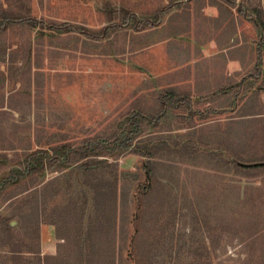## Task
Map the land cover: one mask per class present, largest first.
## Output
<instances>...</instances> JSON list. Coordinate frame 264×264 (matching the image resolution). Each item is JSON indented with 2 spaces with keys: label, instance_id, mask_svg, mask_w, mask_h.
<instances>
[{
  "label": "rangeland",
  "instance_id": "374dc122",
  "mask_svg": "<svg viewBox=\"0 0 264 264\" xmlns=\"http://www.w3.org/2000/svg\"><path fill=\"white\" fill-rule=\"evenodd\" d=\"M235 1L236 6L214 7L210 0H0L4 9L36 19L0 34V49L16 55L11 75L8 69L12 66L0 65V73L4 71L7 79L6 90L13 91L19 82L28 90L35 85L32 92L36 99L48 92L55 96L53 101H9L8 107L19 111L16 127L14 122L11 126V119L9 126H3L6 117H0V128L8 129L7 137L0 135V146L8 150L0 153L5 156L0 163V184L11 175L17 184L8 194H0V264H39L38 257L28 253L37 249L40 264H62L70 254L60 247L55 226L43 217H38L39 227L34 230L23 226L18 212L12 211L21 196L8 197L18 186L33 189L37 185L38 196L48 197L50 208L63 199V189L54 181L59 174L52 172L49 162L54 151L42 159L31 154L57 145L77 147L88 138L98 139L108 153L118 154L117 136L124 141L135 139L134 146L146 141L158 147L152 157L155 187L142 202L136 249L149 250L150 258L160 264H238L249 255L245 250L264 253V173L243 174L238 168L264 160V101H255L247 113L251 115L232 123L233 128L254 136L242 138L241 144L233 139L224 152L207 139L210 129H218L210 126V120L224 116V111L216 110L209 101L229 93L232 87L223 85L222 91L199 97L194 90L197 67L190 65L191 60L201 61L221 50L208 43L200 56L199 41L194 40L199 35L218 40L215 17L231 13L243 21V11L251 14L253 7H264V0ZM165 6L171 9L159 28L135 32L130 23L100 39L40 24L41 20L71 23L99 34L111 24L122 23L126 12L154 19L157 10ZM242 28L248 52L256 53L242 78L259 84L256 93L264 87V45H260V31L253 23ZM161 37L167 40L159 44ZM170 86L180 90L174 94L167 89ZM250 93L246 89L243 96ZM160 101L169 102L170 112L154 116ZM69 152L65 151L59 164L66 165L64 158ZM128 152L117 160L109 157V162H118L122 176L117 239L120 264H131L127 250L135 230V190L144 180L137 176L144 173L145 158ZM238 190L247 205L232 208ZM233 209H238V214L251 209L259 213L261 230L250 234L245 226L236 224L231 232H224ZM6 216L12 218V234L6 231Z\"/></svg>",
  "mask_w": 264,
  "mask_h": 264
},
{
  "label": "trees",
  "instance_id": "16d2710c",
  "mask_svg": "<svg viewBox=\"0 0 264 264\" xmlns=\"http://www.w3.org/2000/svg\"><path fill=\"white\" fill-rule=\"evenodd\" d=\"M211 4L216 6L231 5L236 6L235 0H210ZM171 9V6H165L157 10L154 19L140 18L137 14L126 12L123 22L119 24H111L104 28L101 33H93L86 28L79 27L71 23H46L40 21L42 26L55 31L69 32L73 31L79 34H85L93 39L108 37L112 31L121 29L126 25H130L135 32H143L147 29L156 28L160 25L165 13ZM251 14L243 11L242 15L248 18L260 31V45H264V7L258 5L253 7ZM36 20L33 17L22 16L12 11H4L0 9V32L8 28L25 23L27 21ZM135 139L128 137L126 141L117 136L114 141L119 150L118 154H110L103 146L102 142L96 138H88L84 143L77 147L71 144L57 145L51 147L50 150H38L31 154L32 157L42 159L43 156H49L50 151H54V155L49 157L52 172L59 175L54 179L63 189V199L56 202L52 207L48 205V197L41 198L38 196L39 188L34 186L33 189L20 187L11 191V197L21 196L17 201V205L12 211L18 212L22 225H30L34 230L39 227L38 217H43L49 225L56 228L57 238L62 241L61 248L69 252L67 262L62 264H120L117 254L118 239V223H119V200H120V179L121 173L118 162H109V157H117L123 153L136 154L145 158L142 162L144 173L139 172L137 178L139 181L144 180L135 190V199L137 202L136 213L134 216V235L131 237V243L127 250V260L131 264H160L154 262L150 258V251L147 249L137 248L134 245L139 235L138 222L140 220V211L144 197L150 196L154 191L155 177L153 169L152 157L157 152L158 147H152L151 142L139 141L137 145H133ZM66 150H70L64 158L66 165H61ZM2 164V160H0ZM244 173L262 174L264 173V160L261 162H253L250 164H242L238 167ZM32 171H29L30 175ZM11 179L4 180L0 184V194H8L14 187L16 181ZM17 180V179H16ZM47 186V184L45 185ZM10 189V190H9ZM237 196L232 197V208H240L241 205L246 206L245 196L240 195L239 190L236 191ZM40 197V199L38 198ZM60 198V197H59ZM7 199V197H6ZM254 200H251L253 202ZM250 202V201H249ZM253 202V209L255 208ZM200 207V205H199ZM233 214L235 216H233ZM10 216H6V231L10 234L13 230L11 226ZM262 220L259 213L252 212V209L244 214H238V209H233L232 216L226 218L225 225L222 230L232 231L234 225L240 227L245 226L246 232L256 234L261 229L258 225ZM232 228V229H231ZM243 230V228H242ZM35 232V231H34ZM249 245H247L248 247ZM217 253V249L214 250ZM225 252V251H224ZM249 252L245 260H238V264H264L263 251L257 249L245 250ZM35 257H38L39 264L40 252L37 250L29 251ZM243 253V252H242ZM22 254V253H19ZM245 255V253H243ZM22 256V255H20ZM158 258L157 255H154ZM52 258L47 256V259Z\"/></svg>",
  "mask_w": 264,
  "mask_h": 264
},
{
  "label": "crops",
  "instance_id": "0c3cea01",
  "mask_svg": "<svg viewBox=\"0 0 264 264\" xmlns=\"http://www.w3.org/2000/svg\"><path fill=\"white\" fill-rule=\"evenodd\" d=\"M211 5L217 7L216 5ZM0 9H3L4 11H12L22 16H27L13 10L4 9L1 5ZM230 14L231 13H227L222 16L219 15L213 19L216 23L215 27H217V30L220 32L218 34V40L214 42V40L207 35H199L200 37L194 38L195 41H199L200 47H198V51H200V56L202 50H204L205 48L208 49V43L209 45L211 44L210 47L212 48H215L219 45V49L221 50L219 52L217 51L216 53H213L212 57H203L201 61L190 59V65H192L191 68L197 67L196 86L194 90L199 97L214 95L216 91H222L223 85L233 88H230L228 91L229 93L224 94L222 97L219 98L216 96L218 99L209 101L210 103L212 102L215 105L216 110H218V108H221L224 111V116L220 117L221 119L218 120H213V118L210 120V126L214 128L218 127V129H210L207 135V139L209 142L217 144L218 148L224 149V152L226 151V149L231 148L233 139L236 140L235 142H240L239 144H241L242 142H244L241 140L242 138L254 136L252 132L248 133V131L246 130L233 128L232 123L243 120L244 116L246 115H251L247 113L253 110L251 105H253L255 101H264V87L261 88L260 92L255 93V91L259 89V84H250L248 83V80L242 78L245 77V73H247L248 71L249 61L253 60L256 55V53L253 51L248 52L249 50L246 45V30L244 31V29L242 28L243 26H246L247 28V23L250 20L244 17V20L242 21V19L233 18V15L231 14L232 16H230ZM26 23L27 22L17 24L12 27L25 25ZM250 23L252 22L250 21ZM10 28L3 32H0V34L5 33ZM165 40L167 39L161 37L158 43L160 44ZM178 57L187 58L189 56L178 55ZM15 62V53L10 52L7 49H0V65H4L3 67L6 68L12 66L10 70L8 69V74L10 75L12 72L9 71L16 69V67H14ZM198 62L200 63L198 64ZM3 72L0 73V75L2 76L0 80V117H6L3 126H9V121L11 119V126H13L14 122V127H16V116L19 111L9 108V101H37L39 99H41L40 101H53V99L55 98V96L51 95L50 92H48L47 94L41 95L40 97L37 96L36 99V96H34L32 92L33 90H35V85L34 89L31 88L28 90L21 87L22 85L19 86V82H15L16 88L13 91L8 92L6 90L7 79H5ZM242 79L244 80L243 82ZM167 89H170L169 91L173 92L174 94H177V91L180 90L178 86H170ZM246 89L247 91H251L248 97L243 96V93L246 91ZM27 90L28 93L30 92V94H28L29 96H27ZM38 90L40 92L39 87ZM169 105V102L160 101L158 112L154 116L159 117L160 115L162 116L163 114H168L170 112V109L168 108ZM188 105L192 107L190 103H188ZM148 111L149 110L147 109L146 114L149 113ZM140 112L142 113V111ZM230 116L237 117L231 118ZM151 117L153 118V116ZM5 131H8V129L4 130L0 128V135L7 137ZM0 147V153L8 152L6 148L2 146ZM3 159H5V156H0V160Z\"/></svg>",
  "mask_w": 264,
  "mask_h": 264
}]
</instances>
